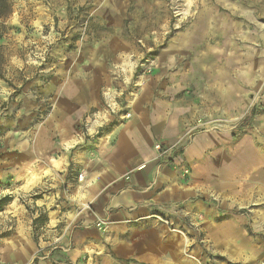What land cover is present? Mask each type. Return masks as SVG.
Here are the masks:
<instances>
[{
    "label": "rangeland",
    "instance_id": "rangeland-1",
    "mask_svg": "<svg viewBox=\"0 0 264 264\" xmlns=\"http://www.w3.org/2000/svg\"><path fill=\"white\" fill-rule=\"evenodd\" d=\"M8 1L0 264H264V0ZM155 112L193 145L190 199L110 235L95 163Z\"/></svg>",
    "mask_w": 264,
    "mask_h": 264
},
{
    "label": "crops",
    "instance_id": "crops-1",
    "mask_svg": "<svg viewBox=\"0 0 264 264\" xmlns=\"http://www.w3.org/2000/svg\"><path fill=\"white\" fill-rule=\"evenodd\" d=\"M158 119L156 112L141 118L138 114L133 116L114 130L109 146L95 163V182L90 189L95 196L92 206L96 219L108 220L110 235L133 224L143 226L150 207H164L181 197L190 199L188 186L181 183L180 176L185 166L183 157L193 145L176 147L166 162L158 165L152 142L159 140L165 147L177 146L175 137L181 130L177 122L165 118L159 124ZM60 163L61 169H65L67 161L62 159ZM111 241L118 249L127 247H122L123 242H128L123 235Z\"/></svg>",
    "mask_w": 264,
    "mask_h": 264
},
{
    "label": "built area",
    "instance_id": "built-area-1",
    "mask_svg": "<svg viewBox=\"0 0 264 264\" xmlns=\"http://www.w3.org/2000/svg\"><path fill=\"white\" fill-rule=\"evenodd\" d=\"M154 149L156 150V158L161 162H166V159L169 157L171 152H174L176 147L175 145H172L170 147L163 146L160 142H156L153 145Z\"/></svg>",
    "mask_w": 264,
    "mask_h": 264
},
{
    "label": "trees",
    "instance_id": "trees-1",
    "mask_svg": "<svg viewBox=\"0 0 264 264\" xmlns=\"http://www.w3.org/2000/svg\"><path fill=\"white\" fill-rule=\"evenodd\" d=\"M11 12V6L9 4V1L8 0H0V18H4L6 16H8ZM0 76H1V66H0ZM4 199H1L0 200V203L1 201H4ZM35 261H33V264H35Z\"/></svg>",
    "mask_w": 264,
    "mask_h": 264
}]
</instances>
